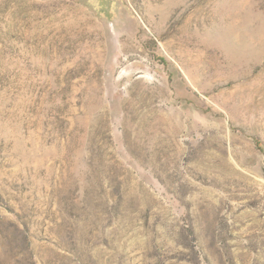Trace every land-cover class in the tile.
<instances>
[{
	"label": "rangeland",
	"instance_id": "374dc122",
	"mask_svg": "<svg viewBox=\"0 0 264 264\" xmlns=\"http://www.w3.org/2000/svg\"><path fill=\"white\" fill-rule=\"evenodd\" d=\"M264 0H0V264H264Z\"/></svg>",
	"mask_w": 264,
	"mask_h": 264
},
{
	"label": "trees",
	"instance_id": "16d2710c",
	"mask_svg": "<svg viewBox=\"0 0 264 264\" xmlns=\"http://www.w3.org/2000/svg\"><path fill=\"white\" fill-rule=\"evenodd\" d=\"M257 145H258V147L260 148V149H262L263 150V146H262V144H261V142H257ZM264 151V150H263Z\"/></svg>",
	"mask_w": 264,
	"mask_h": 264
}]
</instances>
